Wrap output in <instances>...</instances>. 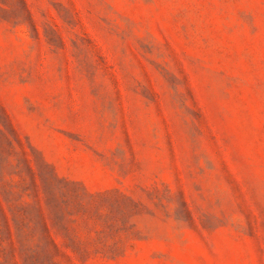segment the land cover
Listing matches in <instances>:
<instances>
[{"label":"rangeland","instance_id":"1","mask_svg":"<svg viewBox=\"0 0 264 264\" xmlns=\"http://www.w3.org/2000/svg\"><path fill=\"white\" fill-rule=\"evenodd\" d=\"M0 264H264V0H0Z\"/></svg>","mask_w":264,"mask_h":264}]
</instances>
